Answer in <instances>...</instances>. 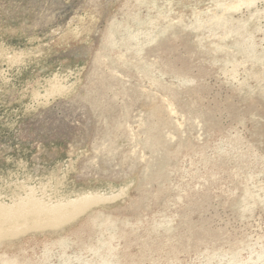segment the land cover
Listing matches in <instances>:
<instances>
[{
    "label": "rangeland",
    "instance_id": "1",
    "mask_svg": "<svg viewBox=\"0 0 264 264\" xmlns=\"http://www.w3.org/2000/svg\"><path fill=\"white\" fill-rule=\"evenodd\" d=\"M21 179L115 195L0 236V264H264V0H0Z\"/></svg>",
    "mask_w": 264,
    "mask_h": 264
},
{
    "label": "bare ground",
    "instance_id": "2",
    "mask_svg": "<svg viewBox=\"0 0 264 264\" xmlns=\"http://www.w3.org/2000/svg\"><path fill=\"white\" fill-rule=\"evenodd\" d=\"M60 83V77L55 75L49 81L48 90L60 89ZM28 182L21 179L14 182L12 189L0 187V236L44 224L60 225L80 215L83 209L95 200L115 195L112 192L85 190L73 196H60L59 192L48 188L46 182Z\"/></svg>",
    "mask_w": 264,
    "mask_h": 264
}]
</instances>
